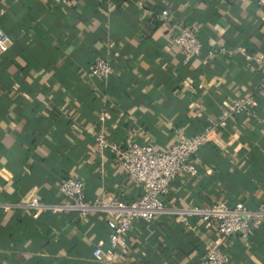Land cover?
Segmentation results:
<instances>
[{
	"label": "crops",
	"instance_id": "crops-1",
	"mask_svg": "<svg viewBox=\"0 0 264 264\" xmlns=\"http://www.w3.org/2000/svg\"><path fill=\"white\" fill-rule=\"evenodd\" d=\"M183 25L201 43L188 60L171 42ZM0 28L11 38L0 54V264H202L208 245L232 264H264V221L246 238L221 240L197 214L186 215L190 228L171 211L134 219L124 246L95 261L92 249L108 247L106 214L34 218L24 207L31 198L61 203L63 176L81 180L86 200L137 198L140 185L108 147L97 148L98 132L118 148L162 150L243 95L255 108L196 149L195 173L177 174L160 200L170 210L264 203V62L256 60L264 58V0H0ZM96 58L112 68L105 79L88 73Z\"/></svg>",
	"mask_w": 264,
	"mask_h": 264
},
{
	"label": "built area",
	"instance_id": "built-area-1",
	"mask_svg": "<svg viewBox=\"0 0 264 264\" xmlns=\"http://www.w3.org/2000/svg\"><path fill=\"white\" fill-rule=\"evenodd\" d=\"M52 3L67 5L68 0H52ZM136 5L140 6V2ZM167 13V9L162 8L159 12V19H165ZM146 14L150 15L151 11L147 10ZM171 42L179 48L184 60L196 57L201 49V43L190 25L179 27ZM10 43V36L0 28V54ZM219 51L228 55L241 52V49L238 46L234 48L222 46ZM210 55L211 52H207V56ZM256 60L264 62L261 55L257 56ZM111 72L110 64L103 58H96L88 68L89 75L98 79L107 78ZM258 93L264 97V77L260 80ZM255 106L254 96H239L200 131L191 136L179 134L174 144L162 150H154L147 144L136 142H127L123 147L118 148L107 144L102 133L98 132L94 138L97 148L108 147L115 156L116 166L130 181L140 185L139 196L128 202L107 196L86 200L83 196L81 180L77 177L63 176L56 186L57 193L63 199L61 203L46 204L36 198H31L24 207L34 218L43 211L52 213L74 211L80 217L93 212L106 214L108 247L105 250L99 246L92 249L91 256L95 261L109 259L113 248L124 246L125 234L132 220L139 219L149 222L162 213L170 211L175 212L178 221L188 228L190 227L185 220L188 214H197L202 221H211L221 240L236 234L246 238L254 227L264 221V203L249 209L241 203L229 207L221 201H216L202 208L170 210L163 206L160 197L166 192L169 183L177 174L193 175L195 173L190 156L196 149L212 141L217 130L224 128L234 117L249 114ZM202 264H232V262L221 248L208 245L203 252Z\"/></svg>",
	"mask_w": 264,
	"mask_h": 264
},
{
	"label": "trees",
	"instance_id": "trees-1",
	"mask_svg": "<svg viewBox=\"0 0 264 264\" xmlns=\"http://www.w3.org/2000/svg\"><path fill=\"white\" fill-rule=\"evenodd\" d=\"M254 108H255V107H254ZM254 108H253V109H254ZM228 124H229V123H228Z\"/></svg>",
	"mask_w": 264,
	"mask_h": 264
}]
</instances>
